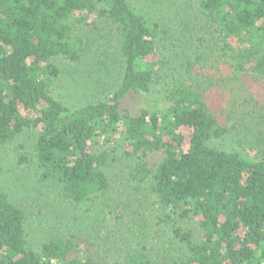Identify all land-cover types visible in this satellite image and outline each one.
I'll return each mask as SVG.
<instances>
[{
  "label": "trees",
  "instance_id": "1",
  "mask_svg": "<svg viewBox=\"0 0 264 264\" xmlns=\"http://www.w3.org/2000/svg\"><path fill=\"white\" fill-rule=\"evenodd\" d=\"M87 57L114 85L66 93ZM0 147L38 185L0 190V264H264V0H0Z\"/></svg>",
  "mask_w": 264,
  "mask_h": 264
},
{
  "label": "rangeland",
  "instance_id": "2",
  "mask_svg": "<svg viewBox=\"0 0 264 264\" xmlns=\"http://www.w3.org/2000/svg\"><path fill=\"white\" fill-rule=\"evenodd\" d=\"M111 63V59L108 60L107 57L102 58L99 62L101 64L99 68L102 66L105 69L101 70L98 68L97 60L92 57H87L76 67L64 63L63 81L65 92L87 98L93 97L96 94L99 95L103 86L114 85L118 69L114 66L110 68ZM72 87L76 88L79 94L71 90ZM257 90L259 88L256 87L255 83L251 79H248L245 85L233 84L226 93L222 92L216 97L218 103L226 101L222 106L226 108L229 116H231V124L236 123L239 126L238 130L234 132L233 138L228 140L229 143L236 146L240 142L247 143L246 136L252 132L250 129L248 130L245 124L250 121L242 123L239 117L244 115L251 107L249 100L251 99V95H254ZM140 100L142 102L144 98H140ZM141 102L139 103L138 100L136 102L132 101V107L137 109L141 105ZM142 106L147 105L143 102ZM28 141L25 142L28 143ZM37 186V170L33 166L20 165L10 148L0 147V190L8 192L14 202L26 203L29 197H33Z\"/></svg>",
  "mask_w": 264,
  "mask_h": 264
}]
</instances>
